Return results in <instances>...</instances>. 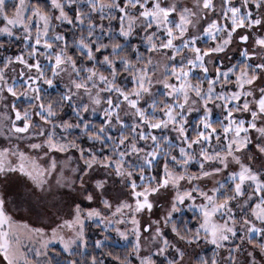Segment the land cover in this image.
<instances>
[{"label": "snow or ice", "instance_id": "6c2138e0", "mask_svg": "<svg viewBox=\"0 0 264 264\" xmlns=\"http://www.w3.org/2000/svg\"><path fill=\"white\" fill-rule=\"evenodd\" d=\"M0 264H264V0H0Z\"/></svg>", "mask_w": 264, "mask_h": 264}]
</instances>
